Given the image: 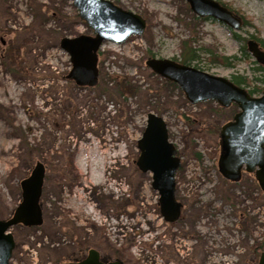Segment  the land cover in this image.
<instances>
[{
    "label": "rangeland",
    "instance_id": "374dc122",
    "mask_svg": "<svg viewBox=\"0 0 264 264\" xmlns=\"http://www.w3.org/2000/svg\"><path fill=\"white\" fill-rule=\"evenodd\" d=\"M111 1L140 14L146 28L123 43L105 41L99 50L101 83L83 88L66 77L73 66L58 40L94 35L73 0H0V220L22 201L20 183L36 162L47 168L44 221L10 228L15 240L10 264L66 263L81 244L88 245L91 222L106 229L111 248L121 243L126 264H258L263 191L251 176L232 182L217 166L220 128L237 105L192 104L178 84L146 65L149 57L181 60L188 45L200 55L192 66L228 79L234 74L253 78L256 59L235 66L212 62L210 53L241 56V44L226 25L195 14L187 0ZM218 1L252 24L236 32L264 41V0ZM123 80L135 85L134 92L119 95L113 86ZM149 112L163 116L182 162L176 195L186 208L172 225L161 217L152 173L136 164ZM184 115L191 117L189 124ZM90 138L109 150L101 175L95 171V151L88 159L79 149L90 145ZM99 161L102 167L105 160ZM79 193L84 200L77 199Z\"/></svg>",
    "mask_w": 264,
    "mask_h": 264
},
{
    "label": "water",
    "instance_id": "95a60500",
    "mask_svg": "<svg viewBox=\"0 0 264 264\" xmlns=\"http://www.w3.org/2000/svg\"><path fill=\"white\" fill-rule=\"evenodd\" d=\"M198 16L211 17L234 30H240L242 19L218 0H187ZM81 19L94 35L65 36L60 41L73 68L67 75L80 86L94 87L99 81L98 50L105 41L123 43L132 35H142L146 20L137 13L118 6L111 0H73ZM252 56L264 64V50L251 38L247 42ZM146 65L157 75L176 84L192 104L213 100L223 107L237 105L233 118L220 128L221 154L218 167L228 180L239 179L245 171L254 174L264 194V91L254 96L231 79L211 74L195 66L170 58L149 57ZM140 151L136 164L143 172L153 175L152 186L159 193L162 217L176 222L182 202L176 197V173L181 166L177 147L170 140L168 125L163 116L147 114L145 129L138 140ZM46 165L37 161L30 176L20 183L22 201L6 220H0V264H10L15 240L10 228L15 225L40 226L43 210L40 202L45 182ZM97 251H90L79 263L103 264ZM111 264H121L120 261ZM258 264H264L262 251Z\"/></svg>",
    "mask_w": 264,
    "mask_h": 264
},
{
    "label": "trees",
    "instance_id": "16d2710c",
    "mask_svg": "<svg viewBox=\"0 0 264 264\" xmlns=\"http://www.w3.org/2000/svg\"><path fill=\"white\" fill-rule=\"evenodd\" d=\"M222 4H224L225 6H227L229 9L233 10L236 14H238L241 19H242V29L247 26V25H252L250 22H248L247 18L243 15V13H241L238 10H234L232 9L228 4L221 2ZM231 32L232 35L240 42V50H241V56L239 55H232V56H219L216 55L214 53H210V56L212 57V62H221L222 64H225L227 66H235L238 61L240 60H248L250 61L252 58V54L251 52L248 50V38L245 36H242L241 34H239L238 32H236L235 30H233L232 28L228 27ZM251 38H254L260 45V47L262 49H264V41L261 40L260 38L256 37L255 35H250ZM61 37H58V40L60 42ZM210 57V58H211ZM200 58L199 53H197V50L191 47H188V45H185V50L182 53V59L179 60L181 63L184 64H188L191 65V63L197 59ZM256 64V67H254V77L253 78H249L248 76L245 75H240V74H234L231 76V80L236 83L239 86H244V87H251L248 89L249 93L251 95H255L256 93L260 94L264 91V64L259 62L258 60H254L253 61ZM197 67V66H196ZM198 68V67H197ZM200 68V67H199ZM102 71H100V79H99V83L97 84L100 85L101 83V78H102ZM168 83L174 84L173 82L165 79ZM113 88L119 93V95H124L125 93L133 91L135 89V85H132V83L123 80L121 83H116ZM220 107L222 108H226L223 107L219 104ZM235 114V113H234ZM233 114V115H234ZM184 120L186 123H190L191 122V117L188 115H184L183 116ZM218 132V130H217ZM196 155L197 158L201 159L202 158V154L200 152H195L194 153ZM246 174L248 176H251L253 184L259 187L258 181L256 180L255 176L253 174H248V173H243L242 176L239 179H236L234 181H238L241 180L243 175ZM233 181V182H234ZM262 251H264V241L258 245V247H256V253L258 256H260V254L262 253Z\"/></svg>",
    "mask_w": 264,
    "mask_h": 264
},
{
    "label": "flooded vegetation",
    "instance_id": "af4514ba",
    "mask_svg": "<svg viewBox=\"0 0 264 264\" xmlns=\"http://www.w3.org/2000/svg\"><path fill=\"white\" fill-rule=\"evenodd\" d=\"M206 18H209V17H206ZM83 88H89L88 86H81ZM89 143L90 145H81L79 147L80 150L83 151V153L85 155H88V159L90 158L91 154L93 153V151H95V159L97 161V165L94 164L95 166V171L99 172L100 175L102 173H104L106 171V167H107V159H108V155H109V150L108 149H105V148H102L100 146H96V144L93 142L92 138L89 139ZM92 144V145H91ZM100 149L99 151H97L96 149ZM102 158L104 159L105 161L102 163V167H101V162L99 161V159ZM79 167H80V162L77 164ZM103 168V169H102ZM47 169V168H46ZM82 169V167H81ZM105 174L102 175L101 177V181L99 183H105ZM46 179V178H45ZM89 182H92V181H89ZM45 183V182H44ZM42 195H43V191H42ZM85 196L84 194H81L79 193L76 197L77 199L79 200H84L85 199ZM182 202V207H181V214H180V217L179 219L176 221H180L183 219V214L185 213V208H186V203L182 200H180ZM102 207H103V204L101 205V207L99 209H96L98 210L97 211V215L101 216V212L103 213L102 211ZM121 214H122V205L119 206V208L117 209V220H118V226H115V229H120L121 228ZM94 216H96L95 214V211H94ZM103 216V215H102ZM164 222H166L164 219H163ZM176 222H166V223H169V224H174ZM90 230L92 232V234L89 236L90 237V241L88 243L87 246L85 245H82L80 246L79 250L77 251V253L75 254V256H73V258L67 260V261H64V262H74V263H79L81 261H83L87 256L88 254L90 253V251H97L98 254H99V260L100 262H102L103 264H111V263H114V262H117V261H120L121 264H126L122 259H121V256L123 254V249H122V245L121 243H119V246H117L115 249L111 248L109 245L106 244V229L105 228H101V227H97L95 223L91 222L90 223ZM100 232H102V236H100L99 238H97V233L100 234ZM102 239V240H100Z\"/></svg>",
    "mask_w": 264,
    "mask_h": 264
},
{
    "label": "bare ground",
    "instance_id": "6f19581e",
    "mask_svg": "<svg viewBox=\"0 0 264 264\" xmlns=\"http://www.w3.org/2000/svg\"><path fill=\"white\" fill-rule=\"evenodd\" d=\"M92 145V144H91Z\"/></svg>",
    "mask_w": 264,
    "mask_h": 264
}]
</instances>
